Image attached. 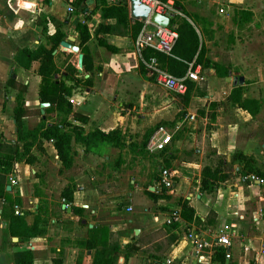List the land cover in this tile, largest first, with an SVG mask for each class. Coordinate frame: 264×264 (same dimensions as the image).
<instances>
[{"label": "crops", "instance_id": "0c3cea01", "mask_svg": "<svg viewBox=\"0 0 264 264\" xmlns=\"http://www.w3.org/2000/svg\"><path fill=\"white\" fill-rule=\"evenodd\" d=\"M116 1L118 0L111 2L105 0L107 4H112ZM73 2L74 0H24L25 6L20 7L17 0H0L1 142L8 144L14 142L16 139L17 127L13 117V108L15 105V97L18 93L23 100L25 110L37 109L39 108V103H41L38 98L40 77L36 72L38 62L32 61L29 69L24 70L20 61L18 59L16 60L17 53L25 48L29 50L35 49L40 44L48 46L46 40L44 42L43 35L45 37L52 34L57 28L65 37V33L70 31L69 25L73 21L76 24L85 25L90 35V38L84 44L90 55L89 70L87 71L88 74H83L84 79L93 76L88 86L90 88H86L82 92L72 90L69 96L73 112L86 116V124L89 123L93 128L108 132L114 129L115 125L119 123L118 120L122 121L124 117H127L129 109H126L127 111L124 115L116 113V111L111 112L108 109L107 94L109 91L111 93L115 91L119 92V102L117 105L119 109H122L121 101L127 95L126 90L132 86H135L136 90H139L136 94L141 104L146 99L152 105L160 102L168 106L172 104L170 98L159 99L156 94H145L147 90L152 91V86H155V82L154 80L148 81L146 79V76H149L147 73L141 75L138 71L139 56L137 51L132 47L134 39L130 36L96 32L99 24H113L115 20L113 18L103 19L100 10L94 9V2L92 0H90L92 5L88 3V0L80 4L86 6L84 12L75 13ZM29 4L32 7L29 8ZM68 7L73 8V11L69 12ZM196 32L198 31L196 30ZM71 34L67 36H72L74 38L73 41H76L78 32L76 31V33ZM67 36L62 40H66ZM73 41L72 44H74ZM200 42L208 52V46H206L204 39L203 42L200 39ZM78 43L79 41L75 45L78 46ZM104 44L111 48H107ZM207 52V59L219 64L222 69H227L228 74L221 77L216 75L212 68H204L200 64H195L199 66V75L202 70H207L210 75L206 89L204 90V96L193 95L196 96L194 98L199 97L200 100L202 99L204 101L202 104L203 108L198 111L201 117H198L197 113L193 111L189 112L188 116L192 121L195 118H200L201 123L204 125L203 127H205L206 119L211 120L213 128L207 138L205 137L204 128L199 132L201 143V147H199V164L196 165L188 160L176 166L175 175L178 178L179 185H174L173 176L167 170L172 181V186L166 188V192L163 193L164 197H158L155 201H150L148 198L147 200L144 199L142 202L144 209L141 212L131 215L125 223L120 224L119 233L115 235L114 239L110 236L114 231L113 226L110 227L109 225L111 222L103 214H100L99 217L92 216L93 213H99V208L102 206L100 205L99 192L93 186L84 185L74 189L72 193V207H66L63 203L59 204L61 212L75 220L74 224L80 227L85 226L86 228L84 237L78 232L72 236L73 238L71 240L63 236L66 232L70 233L71 222L62 224L56 222L54 219L50 220L51 223L55 224L54 230L58 234H53L52 237L49 235L47 232L48 222L41 216V204L38 203V198H36V203L33 205V210H29V205L26 208L21 207L19 203L10 205L4 198L0 197V264H14L13 253L17 250L24 249H30L32 251L33 264H66L68 262L91 264L94 250H85L84 255L80 257L79 246H72L74 244L73 239H76L75 242L79 245V242L82 243V241L85 242L89 237L94 238L97 236L99 232H92V230L102 226L108 228L107 243L109 244L110 240H113L118 244V257L115 264H156L146 261V257L148 253L158 250L156 246L160 248L161 242L159 241L162 239L167 240V243L162 252H156L161 256L160 263L264 264V250L261 249L262 244L251 253L248 247L243 245L246 239V233L249 230L248 224L256 225L260 232L263 231V235L264 227L263 225L253 223L252 212L249 211V208L240 198V192L242 191L240 186L242 184L228 192L230 193V200L233 203L231 209L225 208V203H228V200L224 201L218 198L220 191L217 186L210 191L203 190L200 186L201 171L203 168L201 158L209 153L211 149H214L220 156L221 153L228 155L231 152L232 160L234 155L238 153L246 156L253 154L251 157L256 159L254 156L257 155L255 144L264 138V122L258 120L259 111L262 108L260 97H247V94L241 95L242 98L257 102V110L252 115L238 107L237 104L232 103L229 99V94L233 88L239 87L241 84L234 85L232 83L234 77H232L229 66H223L217 59L209 57ZM54 53L58 54L60 52L55 49L52 54ZM53 59L55 60V57ZM61 63L62 61L59 65H56L54 62L57 69L60 68ZM231 63L233 62L231 61ZM63 70L62 68L61 71L64 72ZM82 72L83 70L80 73L78 72L75 77H79V74ZM227 76L231 78L229 81L225 79ZM202 79L204 78L202 77ZM188 82L195 85L193 81ZM87 90L90 91L86 92ZM122 92L123 96L121 95ZM219 96L221 98H218ZM216 100L218 101V105L215 107L212 106V109L210 104ZM126 106L130 107L128 103ZM131 108H134V106ZM216 110L218 111V115H216ZM144 114L147 116H145L146 124L142 125H149L150 119H168L169 117L168 115L162 114L161 110L156 109L153 112H144ZM212 114H214V119L210 117ZM32 116H25L22 121L25 122L29 118H32ZM117 118L118 120H116ZM72 123L78 124L77 121H72ZM86 124L82 125L83 130L86 131L85 133L90 131V129L88 130L86 128ZM118 127H122V124H118ZM168 132L171 134L170 130ZM50 144L51 148L54 149L52 143ZM42 147L45 148L44 143ZM179 147L183 146H175V148ZM246 152H251L248 153L251 155H247ZM192 153H195V151L193 150ZM31 154L33 156L32 163L15 162L13 171L6 175L5 182L6 186H9V189L7 190L6 186L5 189L10 192L11 198L17 197L19 199L18 188L22 178H28L27 176L29 175L34 176L36 170L33 164L36 163V157H38L35 152V147L31 149ZM55 157L58 159L57 155ZM226 165H228L227 162ZM57 166L56 168L58 169ZM162 169H159L158 178L154 179L153 186L147 187L150 192H154L156 195L162 193L160 191L162 186L158 184ZM239 171L240 168L236 167L235 172L238 176L241 174ZM249 174L240 176L241 182L246 181L249 183V179L246 178ZM9 177L15 178L18 184L16 186L10 185ZM31 180L33 181V179ZM44 180L47 182L44 192L49 194L54 193L60 197L62 188L66 186L61 176L58 174L52 176L50 173H46ZM51 180L54 182L51 183ZM235 181L238 182V179L235 178ZM70 182L72 181L69 180ZM257 182L259 183V180L252 181V183ZM138 191L139 187H135L132 196L128 198L129 201L138 198ZM38 195L42 194L38 193ZM32 196L34 198L36 193L34 195L33 192ZM32 196L25 201L26 204L32 203ZM227 197L229 199V196ZM61 200L63 199L61 198ZM181 200H187L188 205L194 210V216L189 222L180 218L179 202ZM15 209L18 210L17 214L23 215L26 227L23 235H19V237H15L16 240H13L14 236L10 232L9 224L10 217L15 215ZM126 210L127 208L119 211L127 213ZM210 212L214 214V220L211 225H207L205 222ZM85 215L91 216L89 218L90 221H87ZM77 216L81 217L80 222H78L79 219ZM171 221L177 224L176 228H169V222ZM135 229H138L137 234H134ZM161 231H163L164 235L162 237H159V235L156 236L157 232ZM222 231L227 234H232L230 246L226 247L228 249L226 253L230 255L228 258L225 254L223 257L217 255V251L223 248L222 246L216 244L217 246H214L215 248L212 249V246L215 245L216 236ZM232 240L238 241L240 244L238 247L241 254L240 262L235 261L231 257V254H234ZM132 244H134L135 249L130 250V254L126 255L128 246ZM143 249L146 252L145 254L142 252ZM203 250H205L204 253H202Z\"/></svg>", "mask_w": 264, "mask_h": 264}, {"label": "rangeland", "instance_id": "374dc122", "mask_svg": "<svg viewBox=\"0 0 264 264\" xmlns=\"http://www.w3.org/2000/svg\"><path fill=\"white\" fill-rule=\"evenodd\" d=\"M78 0H74L73 4H76ZM109 2L113 0H108ZM173 6L178 11L174 13V16L186 18L198 31V35L203 42V39L208 46L207 55L211 58H215L223 66H229L232 77L237 78L239 76L243 77V83L239 86L242 94H247V97L258 96L262 104V108L259 111L258 120L264 122V0H171ZM66 3V2H65ZM88 3L92 5V2L88 0ZM74 7V5H73ZM248 16V17H246ZM90 18V17H88ZM171 18V19H172ZM75 22H71L69 25L70 31L65 33L67 35H72L71 33H76ZM71 32V33H70ZM64 37V39H65ZM77 37V34H76ZM44 42L46 36L43 35ZM73 41L74 44H77ZM130 44V43H128ZM134 44V43H133ZM133 49L136 50L135 46L132 45ZM56 51L60 53H54L53 57L55 60L53 62L56 65L62 61L60 68L57 69L55 78L64 81L65 84L71 87V92H82L86 88L83 84V74H88L87 72L79 74V77L72 76V79H66L61 75L62 68L65 69L67 65L73 64L75 68L76 64V54L70 53L69 50H63L58 46L55 48ZM231 61L233 63H231ZM210 73L207 70H202L200 76L201 79L195 82L196 90H192L193 94L203 92L206 89V84L208 81ZM93 76L90 77L92 81ZM152 86V91L147 90L145 94L152 95L156 94L158 98L166 99L170 98L172 104H162L161 102L152 105L147 99L142 102V104L137 99L135 86L128 88L126 90V97L122 102V109L118 108V96L119 92L107 94L108 106L111 112L116 111L124 115L126 109H129L127 117H124L122 121L118 124H122V127L115 125L112 131L114 135H117L121 140L122 147H114L109 144H97L92 142L90 147H87L82 142H76L73 139L70 141V155L72 157V166L68 169H64L59 163L58 159L55 157L57 155L56 151L51 148L50 141H42L45 148L42 145L35 147V152L37 153L36 163L33 164L35 167L34 176H27L28 178H22L18 188L19 192V204L21 207L26 208L28 205L29 210H33V205L36 203V198H38V203H40L41 216L44 220L48 222L47 232L52 237V235L58 234L54 230V223L50 220L54 219L58 223L66 224V222H71L70 233L66 232L63 236L71 240L74 234L78 232L81 236H85L86 228L85 226H77L75 220L67 217L59 209V204L64 203V200L54 194L45 193L47 182L44 180L46 173H50L52 176L58 174L61 176L66 186H73L74 189L84 185H90L95 187L100 195V205L99 213H93L94 216L103 214L111 223L110 227L113 226V233H111V238H115V235L119 233V226L125 223L126 220L138 212L144 209L142 202L144 199H153L148 195V186H153V181L158 178L159 169H167L172 179L174 180V185H179L178 178L175 175L176 166L185 163L186 161H192L194 164H199V147L200 135L199 132L203 128L205 129V137L207 138L210 134L213 126L211 120L206 119L205 127L201 123L200 118H195L193 121L189 119V112H196L198 117L199 110L203 108V100L190 98L187 105H184L179 94L169 92L154 83ZM90 85V84H89ZM90 90H87L88 92ZM205 94V93H204ZM212 94V93H211ZM123 96V92L121 93ZM208 97V96H207ZM262 97V99H261ZM201 98V97H200ZM209 98V97H208ZM207 98V99H208ZM218 98H221L219 96ZM127 100V101H126ZM130 107H127V103ZM218 105L216 100L213 103V107ZM134 106V108H131ZM161 110L162 114L168 115V119H150L149 125H142L145 123V118L147 117L144 112H153L154 110ZM213 109V108H212ZM35 110V109H33ZM56 112H50L47 114L48 120H52ZM216 115L218 111L216 110ZM146 116V117H145ZM178 123V124H177ZM214 123V122H213ZM39 124V116L35 113L32 118H29L23 122V129H30ZM158 125H163L168 128L171 132L170 143L161 151L158 152H148L145 149V143L149 135L154 131ZM86 128L90 131L94 129L89 123L86 124ZM84 134H86L85 130ZM111 131V130H109ZM89 132V131H88ZM243 140V139H241ZM183 146L175 148V146ZM206 145V143H205ZM257 149L254 168L255 172L250 171L249 175H253L255 180H259V183H249L246 181L241 182V178L244 173L243 161H238L233 158L232 153L228 155L221 153V157L226 160L227 164L224 171L229 174V179L223 183H220L217 188L220 191L218 198L224 201L225 208L231 209L233 206L232 200H230L231 189L238 187L242 188L240 192V198L249 208V211L253 213L260 210L262 213L261 219L255 224L263 225L264 227V138L255 144ZM195 153H192V151ZM247 155H251L246 152ZM235 154V152H234ZM253 156V154L251 155ZM203 164H210L208 158H201ZM58 165V169L56 168ZM240 168L241 174L236 175L235 168ZM161 172V171H160ZM238 182L235 181V178ZM33 179V181L31 180ZM69 180L72 182L69 183ZM54 181L51 180V183ZM231 183V184H230ZM135 187H139L138 198L129 201L128 198L132 196ZM36 193L33 198L32 194ZM41 193L42 195H38ZM28 195V196H25ZM215 195V194H213ZM32 196V203L26 204L25 201ZM229 196V199H227ZM34 199V200H33ZM149 201V202H150ZM151 204V202H150ZM66 206V205H65ZM64 206V207H65ZM6 207V206H5ZM127 208V213H122L119 211ZM103 212V213H102ZM87 221H90L91 216L85 215ZM80 222V216H77ZM92 221V220H91ZM249 230L246 233V239L243 245L248 247L249 252H254L258 246L262 243L264 244L263 231H259L256 225L248 224ZM220 233H218L219 235ZM162 237L163 231L157 232L156 236ZM73 239V247L79 246V256L84 255L87 249L85 243L82 241L75 242ZM231 240V239H230ZM160 248H157V252H162L165 248L167 240H160ZM232 250L234 254H231L232 259L240 262V252L238 247L240 246L238 241L232 240ZM215 244V243H214ZM71 246V247H72ZM216 244L212 246L214 249ZM230 246V244H229ZM262 249V246H261ZM206 250V249H205ZM203 250L202 253L205 252ZM142 252L145 254V250ZM229 254V253H227ZM230 256V255H229ZM79 257V258H80ZM76 261V260H75ZM80 261V259H79ZM78 262V261H77ZM77 264L76 262H74ZM68 262L66 264H74ZM237 264V263H233Z\"/></svg>", "mask_w": 264, "mask_h": 264}, {"label": "trees", "instance_id": "16d2710c", "mask_svg": "<svg viewBox=\"0 0 264 264\" xmlns=\"http://www.w3.org/2000/svg\"><path fill=\"white\" fill-rule=\"evenodd\" d=\"M85 1L86 0H78L76 4H74L75 13L84 12L86 6L80 4ZM92 1L94 2V9L100 10L103 19L113 18L115 20L113 24H99L96 32L130 36L132 39H135L143 22L130 18L128 0H118L112 4H107L105 0ZM71 9V11H73V8ZM169 25L173 26L177 32V39L172 47L171 55H165L147 47L141 50V58L146 59L150 56H154L161 68L166 69L175 76L184 75L187 68L186 63L188 62L200 64L204 68H212L216 75L221 77L228 74L227 69L224 70L219 64L207 59L206 48L201 44L195 28L186 18L174 16L170 20ZM74 28L78 32V47L83 54L82 70L83 73H85L89 70L90 55L84 44L90 38V35L88 28L83 24L77 23ZM63 38L64 34L57 28L52 34L46 36V43L48 46L40 44L32 50L25 48L20 50L16 56V60L18 59L20 61L24 70L29 69L32 61L38 62L36 70L40 77L38 98L40 102H47L49 105L44 108V115L41 116L39 108L35 110L24 109L23 100L19 93L15 97L13 117L17 127L16 139L14 142L8 144L0 141V197L4 198L10 205L18 203L19 199L17 197L11 198L10 192L6 191V175L13 171L15 162L32 163L33 156L31 154V149L39 145L41 146L42 141H50L52 143L60 164L64 169H68L72 166V157L69 152L71 139L76 142H82L87 147H90L92 142L100 145L109 144L114 147H122L124 145L119 137L113 134L114 132L112 130L104 132L94 128L84 134L82 125L86 124L87 117L73 112L72 104L69 101L71 87L65 84L64 81L55 78L58 71L53 62L54 57L52 52ZM106 47L109 49L111 48L107 45ZM63 71L61 75L66 79H72V76L78 74L77 69L72 64L67 65ZM138 71L141 75H145L146 73L145 67L140 59L138 62ZM146 79L148 81L154 80L150 75L146 76ZM82 81L86 87L89 86V77ZM192 90H196L195 85L191 82H187V90L180 96L184 105L188 104L193 95L204 96L203 92L193 94ZM229 99L232 103L237 104L238 107L251 115L257 110V102L255 100L241 97L240 87H235L231 90ZM210 106L212 108L213 103H211ZM50 112H56V114L52 120L49 121L47 114ZM34 113L40 116L39 124L33 128L24 130L22 119ZM210 117L214 119V114L210 115ZM72 121H77L78 124H74ZM204 158H208L210 164L203 165L200 186L203 190L210 191L220 183L227 181L230 175L226 174L224 171L226 166L225 160L217 154L214 149H211L209 153L204 155ZM234 159L241 162L243 161L242 166L245 174L250 173V171L255 172L254 159L251 156L238 153L234 155ZM73 191V186L68 185L64 186L60 192V197L64 200L66 207H72ZM160 191L162 192L161 194L156 195L154 192H148V195L155 201L158 197H164L163 193L166 192V188L162 187ZM179 207L180 218L186 222L191 221L194 216V210L188 205V201L181 200L179 202ZM213 220L214 214L210 212L205 223L211 225ZM9 227L12 236L19 237V235H23L26 227L23 215H12L10 217ZM176 227L177 224L175 222H169V228ZM97 231L99 232L97 236L94 238L89 237L84 242L87 249L94 250L91 264H115L118 257L117 242L110 240L109 244L107 243L108 228L106 226L92 230V232ZM157 248H159V246H156V249ZM133 249H135L134 244L128 246L126 255L130 254V250ZM227 250V248H220L217 251V255L223 257ZM156 252L148 253L146 261L156 264L160 263L161 256ZM13 258L14 264H33V253L30 249L15 251L13 253Z\"/></svg>", "mask_w": 264, "mask_h": 264}, {"label": "built area", "instance_id": "2783aa9c", "mask_svg": "<svg viewBox=\"0 0 264 264\" xmlns=\"http://www.w3.org/2000/svg\"><path fill=\"white\" fill-rule=\"evenodd\" d=\"M141 3L149 8V15L146 20L142 21V27L133 40V45L136 48L139 59L145 67L146 73L153 77L154 82L169 92L182 95L187 90V82H197L202 79L199 75V66L193 62L186 63L187 68L182 76H175L168 72L166 69L161 68L154 56H150L146 59L141 58L140 52L145 48H151L165 55H171L172 47L177 39V32L173 26L161 27L150 22V14L153 12L162 15H172L178 11L173 6L171 0H140ZM71 7H68V11L71 12ZM171 141V134L168 132L165 126L158 125L154 131L149 135L145 149L148 152L154 153L163 150ZM251 181L255 178L253 175L246 176ZM9 184L16 186L18 181L9 177ZM158 184L165 188L172 186V181L167 169H162L159 175ZM15 214L18 210L15 209ZM262 213L257 210L252 219L258 221L261 219ZM232 234L220 232L215 238V244L226 248L230 244V238ZM262 249L264 250V244L262 243ZM228 258L229 254H225ZM258 264V263H253Z\"/></svg>", "mask_w": 264, "mask_h": 264}, {"label": "water", "instance_id": "95a60500", "mask_svg": "<svg viewBox=\"0 0 264 264\" xmlns=\"http://www.w3.org/2000/svg\"><path fill=\"white\" fill-rule=\"evenodd\" d=\"M149 8L140 2V0H129V14L132 19L141 20L144 21L147 19L149 15ZM172 18V15H162L156 12H153L150 14V22L161 26L166 27L169 26L170 20ZM74 38L72 36H67L66 40H61L59 42L58 47L63 50H69L70 52L76 54V64H77V71L80 73L82 71V59L83 54L79 51V47L75 44H72V41ZM14 77V75H13ZM227 81H229L231 78L227 76L225 78ZM232 83L234 85L236 84H242L243 83V77L239 76L237 78H233ZM49 103L47 102H41L39 103V110L41 116L44 115V108L47 107ZM6 189H9V186H6ZM138 233V229L134 230V234ZM13 240H16L15 237H13ZM159 264H165V263H159Z\"/></svg>", "mask_w": 264, "mask_h": 264}, {"label": "clouds", "instance_id": "9594fccd", "mask_svg": "<svg viewBox=\"0 0 264 264\" xmlns=\"http://www.w3.org/2000/svg\"><path fill=\"white\" fill-rule=\"evenodd\" d=\"M17 2H18V5H19L20 7H24V6H25L24 0H17ZM28 7L30 8V7H32V5L29 4Z\"/></svg>", "mask_w": 264, "mask_h": 264}]
</instances>
